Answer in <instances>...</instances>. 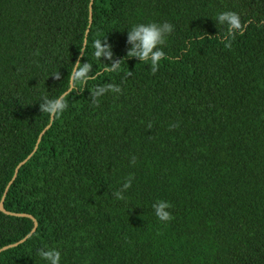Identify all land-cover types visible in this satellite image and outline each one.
<instances>
[{
    "label": "trees",
    "instance_id": "16d2710c",
    "mask_svg": "<svg viewBox=\"0 0 264 264\" xmlns=\"http://www.w3.org/2000/svg\"><path fill=\"white\" fill-rule=\"evenodd\" d=\"M91 1L0 0V264H264V0Z\"/></svg>",
    "mask_w": 264,
    "mask_h": 264
},
{
    "label": "clouds",
    "instance_id": "9594fccd",
    "mask_svg": "<svg viewBox=\"0 0 264 264\" xmlns=\"http://www.w3.org/2000/svg\"><path fill=\"white\" fill-rule=\"evenodd\" d=\"M222 19H227L230 22V25L234 28H240V20L239 17L235 13H226ZM160 33L156 30L155 26L151 27H141L138 31H136L132 37V39H137L139 38L142 42L143 46V52L140 53L141 56L147 57L148 54L152 51L154 45L157 43L159 39ZM96 48H99V43L96 42ZM96 55L99 56L100 53L96 52ZM129 55H134V53H130ZM163 52H156L153 54V69L152 72L155 73V64L157 61L160 60L161 56H163ZM87 69H82L81 73H79V76L83 75V72L86 71ZM64 105L60 101H55L53 102L49 107L46 108V112L51 114L55 112L57 109H62ZM164 207L166 205H161V207L158 209L157 215L160 220H171L172 216L164 211ZM42 255L46 256L47 258H50L52 260V264H58V261L60 260V255L59 253H54V252H49V253H43Z\"/></svg>",
    "mask_w": 264,
    "mask_h": 264
},
{
    "label": "water",
    "instance_id": "95a60500",
    "mask_svg": "<svg viewBox=\"0 0 264 264\" xmlns=\"http://www.w3.org/2000/svg\"><path fill=\"white\" fill-rule=\"evenodd\" d=\"M93 2H94V0H92V1H91V4H90V26H91V23H92V16H93ZM90 26H89L88 32H89V30H90ZM86 44H87V39H85L84 46H83V49H82V52H81V57H82L83 54H84ZM76 69H77V68H75V71H76ZM75 71H74L73 76H72L71 89L73 88V79H74ZM54 114H55V112H53V114H52V118H51V122H50L49 126H48V127H47V128H46V129L40 134L39 139H38V141H37V144H36V146H35V149H34L33 152L28 156V158H27L26 160L30 159V158L32 157V155H34V153L37 151V149H38V147H39V144H40V142H41V140H42V137H43L45 131H46V130L52 125V123H53V121H54ZM26 160H25L24 162H22L21 164H19V166L16 168V171H15L14 177H13L11 183L9 184V186H10V185L12 184V182L16 179L20 167L26 162ZM9 186L7 187L6 192H5L3 198H2V200H1V202H0V212H4V213H6V214L16 215V216H18V215H19V216H26V215H23V214H13V213H10V212H8V211L5 210V208H4V201H5V198H6V195H7V191H8V189H9ZM37 226H38V224H37V222H35V227H34L33 231L28 235V237H26L25 239L21 240L20 242H17V243H14V244H11V245H8V246L3 247L2 249H0V253H1L2 251H4V250L10 249V248H14V247L18 246L19 244L23 243L26 239H28V238H29V237H30V236L36 231Z\"/></svg>",
    "mask_w": 264,
    "mask_h": 264
}]
</instances>
